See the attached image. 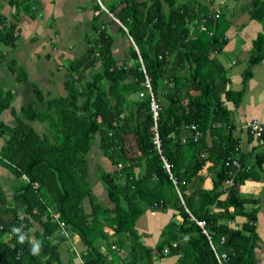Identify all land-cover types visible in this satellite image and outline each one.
<instances>
[{"label": "trees", "instance_id": "trees-1", "mask_svg": "<svg viewBox=\"0 0 264 264\" xmlns=\"http://www.w3.org/2000/svg\"><path fill=\"white\" fill-rule=\"evenodd\" d=\"M214 3H104L123 24L120 32L130 42L127 56L114 53V35L102 27L98 45L70 66L68 97L50 100L48 110L25 108L26 116L15 126L0 120V136L6 140L0 165L20 180L14 190L19 207L11 205L0 186V264H66L60 241L54 242L58 233L64 235L63 227L86 245L82 260L68 264H114L100 245L110 242L107 227L117 246L128 249L124 264H153L166 256V248L168 256H179V264H220L216 251L227 254L223 264H250L256 247L254 227L246 223L235 229L230 223L238 216L255 218L246 211L247 199L240 188L257 175L244 167L238 154L226 100L239 103L244 89L230 87L228 69L218 57L229 43L230 23L222 11L216 17ZM250 13L264 25V0H254ZM5 20L0 13V62L18 74L24 71L10 64L8 55L18 36L14 28L4 26ZM253 44L245 80L252 76L253 66L264 61V31ZM81 96L86 100L80 102ZM13 98L0 76V114ZM153 99L158 115L152 109ZM35 120L47 121L49 133L39 134L31 124ZM192 125L201 132L197 140ZM97 142L115 165L111 172L98 173L114 209L93 195L89 154ZM231 159L239 160L241 168L226 165ZM208 163L214 174L211 189L203 187L200 175ZM227 180L232 182L228 186ZM88 197L91 213L84 206ZM152 207L173 209L181 217L167 225L156 249L140 241L136 228V221ZM197 220L206 221L207 234ZM35 222L41 224L38 230Z\"/></svg>", "mask_w": 264, "mask_h": 264}, {"label": "crops", "instance_id": "crops-1", "mask_svg": "<svg viewBox=\"0 0 264 264\" xmlns=\"http://www.w3.org/2000/svg\"><path fill=\"white\" fill-rule=\"evenodd\" d=\"M253 7L254 0H215L213 13L224 12L230 23L227 31L229 43L218 57L228 69L230 87L237 91L244 88V94L241 102L236 104L224 100L232 112V129L238 139V154L244 167L257 175L246 180L240 188L242 197L247 199L246 211L252 212L255 218L251 221L246 216H238L230 226L237 229L242 224L250 223L254 227L256 247L249 263L264 264V135L258 137L246 126L253 119L264 125V61L253 66L252 77L245 82L246 89L243 87V75L249 66L248 57L253 40L264 31L263 23L251 16ZM0 13L6 19L4 26L14 28L18 36L12 53H8L10 64H15L18 70L25 72L15 74L5 63L0 62L2 86L14 94L10 107L0 114V120L9 126L17 125L18 118L26 116L25 108L31 106L37 111L48 110L50 100L69 96L67 84L73 79L70 66L87 54L91 47L98 45L96 40L102 27L114 35V53L118 57L128 54L130 42L120 32L123 26L121 21L113 13L98 9L96 0H0ZM6 49L9 51L8 46ZM100 65L101 60H98L96 66ZM91 68H87V71ZM18 76L25 80L21 78L17 81ZM86 98L81 96L79 101L83 102ZM31 124L39 134L47 133L50 127L47 121L35 120ZM5 143V137L0 136V156ZM210 166L212 163H208L200 173L204 177L202 185L206 189L213 187L214 174ZM89 167L93 195L105 207L114 209L115 205L99 179L98 170L111 172L115 165L99 149V142L89 154ZM19 181L10 168L0 165V186L11 205L16 207L19 204L14 200V190ZM226 185H229L227 181ZM84 206L87 213L92 212L90 197L86 198ZM219 207L217 205L215 209ZM172 220L181 221L180 215L173 209L148 210L136 221L140 241L150 249H156ZM40 227L41 224L35 222V230ZM106 230L110 232V242L106 250L102 241V249L107 252L110 250L114 264L115 260H122L124 264L128 249L117 246L116 236L110 228ZM55 238L54 242L60 241V256L66 264L70 260L76 263L82 260L86 245L77 234L67 231L64 235L58 233ZM141 264H148V261ZM153 264H179V256L166 254Z\"/></svg>", "mask_w": 264, "mask_h": 264}, {"label": "built area", "instance_id": "built-area-1", "mask_svg": "<svg viewBox=\"0 0 264 264\" xmlns=\"http://www.w3.org/2000/svg\"><path fill=\"white\" fill-rule=\"evenodd\" d=\"M98 1L101 3V0H98ZM215 15H216V17H218V13ZM202 30H204V31L207 30L205 25L202 26ZM147 86H148V91L152 92V88H151L149 81L147 82ZM158 108H159L158 104L153 99L152 109L155 112V115H158ZM246 126L249 130H251L258 137H262V135L264 133V125L259 120L253 119L250 122H248L246 124ZM192 129L195 130V139L197 140L201 136V132L197 129V127L195 125H192ZM156 143L160 148L161 141H160L158 134L156 135ZM164 161H165L166 169L168 171H170V165L168 164V162L166 160H164ZM226 165L231 166L232 168H237V170L241 168V164L239 163V161L237 159H233V160L231 159V160L227 161ZM174 182L177 183L176 180H174ZM231 183H232L231 180H227V184H231ZM192 218L196 220L195 217L192 216ZM197 223L203 228V232L207 234V230L205 229L206 221L205 220H197ZM62 225H65V223L62 222ZM216 253L218 254L220 264H223L224 260L227 258V254L224 252L221 255H219V253L217 251H216Z\"/></svg>", "mask_w": 264, "mask_h": 264}, {"label": "clouds", "instance_id": "clouds-1", "mask_svg": "<svg viewBox=\"0 0 264 264\" xmlns=\"http://www.w3.org/2000/svg\"><path fill=\"white\" fill-rule=\"evenodd\" d=\"M97 1V3L101 6V8H103V9H105V10H107V12L109 11L108 10V8L105 6V4L103 3V0H101V3L98 1V0H96ZM110 12V11H109ZM123 25V24H122ZM119 168H121V165H119L118 166ZM149 210H156V208L155 207H152V208H150ZM62 223V222H61ZM14 231H19V229H14ZM63 232L64 233H66L67 232V230H65L64 229V227H63ZM20 241L21 242H23L24 241V237L23 236H20ZM174 246H177V243H174ZM39 250V245L37 244V245H35L34 247H33V252L35 253V252H37ZM167 250V251H166ZM169 252V249L168 248H166L165 249V254H167Z\"/></svg>", "mask_w": 264, "mask_h": 264}, {"label": "rangeland", "instance_id": "rangeland-1", "mask_svg": "<svg viewBox=\"0 0 264 264\" xmlns=\"http://www.w3.org/2000/svg\"><path fill=\"white\" fill-rule=\"evenodd\" d=\"M223 18H224V17H223ZM257 37H258V36H257ZM257 37H256V38H257ZM256 38H255V39H256ZM255 39H254V40H255ZM254 40H253V42H254ZM253 45H254V44H252V48H251V50H250L249 56H250V54H251L252 49L254 50V46H253ZM248 64H249V57H248ZM246 70H247V68L245 69L244 74H245ZM251 77H252V76H251ZM251 77H249L247 80H245V79H244V75H243V82H244V81H247V82H248V81L251 79ZM246 84H247V83H244V86H243V87H245V89H246ZM243 89H244V88H241V90H243ZM242 97H243V96H242ZM241 100H242V99H241ZM240 102H241V101H240ZM48 133H49V130H48ZM98 173H100V170H98ZM108 243H109V242H104V241H103V246L105 247L106 250H107V248H108V245H107ZM108 252H110V250H108ZM118 263H119V264H122V260H119V261H116V260H115V264H118Z\"/></svg>", "mask_w": 264, "mask_h": 264}]
</instances>
